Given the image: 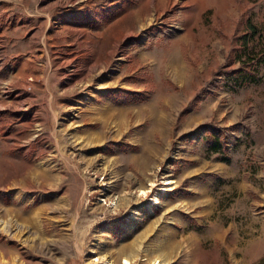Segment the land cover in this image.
Instances as JSON below:
<instances>
[{
  "label": "rangeland",
  "instance_id": "374dc122",
  "mask_svg": "<svg viewBox=\"0 0 264 264\" xmlns=\"http://www.w3.org/2000/svg\"><path fill=\"white\" fill-rule=\"evenodd\" d=\"M126 242L264 264V0H0V264Z\"/></svg>",
  "mask_w": 264,
  "mask_h": 264
},
{
  "label": "trees",
  "instance_id": "16d2710c",
  "mask_svg": "<svg viewBox=\"0 0 264 264\" xmlns=\"http://www.w3.org/2000/svg\"><path fill=\"white\" fill-rule=\"evenodd\" d=\"M250 29L251 31H254V27L250 26ZM242 64H245V61H243ZM246 64L248 65L249 63L246 62ZM254 76H255L254 71H252L251 69L249 70L248 66H244V68L235 70L231 76V79L233 80V83L235 84H243L244 82H249V81L254 80ZM208 147H209V150L212 152L221 151V145L219 144V141L217 140L215 136L212 137V140Z\"/></svg>",
  "mask_w": 264,
  "mask_h": 264
},
{
  "label": "bare ground",
  "instance_id": "6f19581e",
  "mask_svg": "<svg viewBox=\"0 0 264 264\" xmlns=\"http://www.w3.org/2000/svg\"><path fill=\"white\" fill-rule=\"evenodd\" d=\"M145 192V188H139L138 189V194H144ZM121 251H128L127 254L125 253L122 257V261H120V264H130V255L132 253V243L131 242H126L125 244H122V246L120 247ZM132 257V256H131ZM159 261V260H158ZM157 261V262H158ZM154 262H156V260H154ZM109 264H112L111 262Z\"/></svg>",
  "mask_w": 264,
  "mask_h": 264
}]
</instances>
